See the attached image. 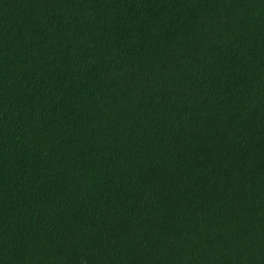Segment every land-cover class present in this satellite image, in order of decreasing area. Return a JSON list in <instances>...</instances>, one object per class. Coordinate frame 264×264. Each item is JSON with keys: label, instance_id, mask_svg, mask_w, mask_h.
<instances>
[{"label": "trees", "instance_id": "16d2710c", "mask_svg": "<svg viewBox=\"0 0 264 264\" xmlns=\"http://www.w3.org/2000/svg\"><path fill=\"white\" fill-rule=\"evenodd\" d=\"M0 264H264V0H0Z\"/></svg>", "mask_w": 264, "mask_h": 264}]
</instances>
